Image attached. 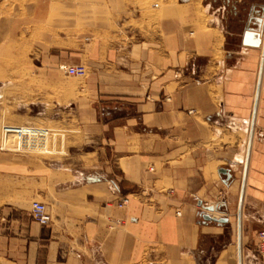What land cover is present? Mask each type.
Instances as JSON below:
<instances>
[{
    "label": "crops",
    "instance_id": "obj_1",
    "mask_svg": "<svg viewBox=\"0 0 264 264\" xmlns=\"http://www.w3.org/2000/svg\"><path fill=\"white\" fill-rule=\"evenodd\" d=\"M198 4H166L144 30L123 27L114 11L96 22L85 16V32L53 40L43 71L62 95L43 104L46 119L81 142L60 152L0 140V264H237L264 0H203L202 12ZM59 63L86 67L77 95L55 76ZM33 200L45 204L47 225L31 217ZM215 204L219 212L204 210ZM204 212L228 221H205ZM259 227L264 64L241 205L242 264H264Z\"/></svg>",
    "mask_w": 264,
    "mask_h": 264
},
{
    "label": "rangeland",
    "instance_id": "obj_2",
    "mask_svg": "<svg viewBox=\"0 0 264 264\" xmlns=\"http://www.w3.org/2000/svg\"><path fill=\"white\" fill-rule=\"evenodd\" d=\"M176 1L0 0V140L6 141L2 142L7 146H15L17 139H3L1 127L23 124L47 128L50 134L48 145L55 146L57 151L71 150L73 145H80L78 136L62 130L67 126L64 122L46 119L48 110L43 104L54 96L62 95L60 90L50 88L46 83L54 74L43 71V65H50L48 55L52 51L53 40L70 31L77 35L85 32L81 25L82 17L89 16L93 18L91 21L111 18L113 11L123 27L149 29L158 22L162 8ZM197 1L202 12L200 4L203 0ZM59 64L55 67V76L68 84L72 95H77L86 79L64 75L58 69ZM70 128L72 125L67 127ZM92 143L94 141L88 143V148ZM260 228H255V235Z\"/></svg>",
    "mask_w": 264,
    "mask_h": 264
},
{
    "label": "built area",
    "instance_id": "obj_3",
    "mask_svg": "<svg viewBox=\"0 0 264 264\" xmlns=\"http://www.w3.org/2000/svg\"><path fill=\"white\" fill-rule=\"evenodd\" d=\"M58 69L67 76L84 77L86 75V67L83 64H67L60 63ZM42 129L33 125H17L5 124L1 127V135L3 139L12 136L17 139L18 144L24 147H34L41 141ZM127 198H122L118 203L119 206L126 204ZM30 214L33 220L40 225L49 223V216L46 212V206L42 201L33 200L31 202ZM178 214V212H177ZM256 253L264 258V227L260 228L256 233Z\"/></svg>",
    "mask_w": 264,
    "mask_h": 264
},
{
    "label": "water",
    "instance_id": "obj_4",
    "mask_svg": "<svg viewBox=\"0 0 264 264\" xmlns=\"http://www.w3.org/2000/svg\"><path fill=\"white\" fill-rule=\"evenodd\" d=\"M264 64V37H263V44H262V52H261V59L259 64V70H258V78L256 83V89H255V96H254V102H253V108H252V115H251V121H250V127H249V134H248V141H247V148H246V155L243 165V174H242V183L240 188V194H239V200H238V207H237V264H241V205H242V198H243V190L245 185V176L247 171V164L249 159V152L251 147V141H252V135H253V128L255 123V115H256V107H257V99L259 94V87H260V80H261V73L263 69ZM220 173L226 174V176L229 178L230 173L228 169L226 168H220ZM200 204V203H199ZM204 210H207L208 212H219L220 211V205H208L204 207ZM202 219L205 221H215L219 223H225L228 221V218L225 216H212L209 213H202L201 214Z\"/></svg>",
    "mask_w": 264,
    "mask_h": 264
},
{
    "label": "bare ground",
    "instance_id": "obj_5",
    "mask_svg": "<svg viewBox=\"0 0 264 264\" xmlns=\"http://www.w3.org/2000/svg\"><path fill=\"white\" fill-rule=\"evenodd\" d=\"M23 125V124H22ZM39 128H41L42 129V136L43 137H41V141H40V143L38 144V145H36V146H34V147H31L32 148V150H37V151H47V145L49 144V141H48V138H49V132H48V129L47 128H45V127H39ZM9 137H11L12 138V136H9ZM11 138H9V139H11ZM3 141V140H2ZM4 142V141H3ZM6 142V141H5ZM4 142V143H5ZM17 143H18V141H17ZM241 264H242V262H241Z\"/></svg>",
    "mask_w": 264,
    "mask_h": 264
}]
</instances>
